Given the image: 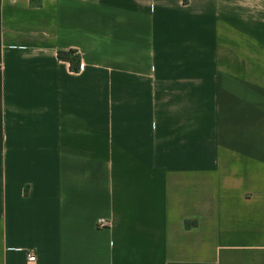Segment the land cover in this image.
I'll return each instance as SVG.
<instances>
[{
    "label": "crops",
    "instance_id": "0c3cea01",
    "mask_svg": "<svg viewBox=\"0 0 264 264\" xmlns=\"http://www.w3.org/2000/svg\"><path fill=\"white\" fill-rule=\"evenodd\" d=\"M0 264H264V0H0Z\"/></svg>",
    "mask_w": 264,
    "mask_h": 264
},
{
    "label": "trees",
    "instance_id": "16d2710c",
    "mask_svg": "<svg viewBox=\"0 0 264 264\" xmlns=\"http://www.w3.org/2000/svg\"><path fill=\"white\" fill-rule=\"evenodd\" d=\"M58 58L70 63V67L73 71L78 72L81 65V58L76 50L58 52Z\"/></svg>",
    "mask_w": 264,
    "mask_h": 264
},
{
    "label": "built area",
    "instance_id": "2783aa9c",
    "mask_svg": "<svg viewBox=\"0 0 264 264\" xmlns=\"http://www.w3.org/2000/svg\"><path fill=\"white\" fill-rule=\"evenodd\" d=\"M82 66L80 65V68L79 70H81ZM97 226L101 229H105V228H108L111 226V222L108 220V219H99L98 223H97ZM37 259L36 255L35 254H29L28 255V261L29 262H35Z\"/></svg>",
    "mask_w": 264,
    "mask_h": 264
}]
</instances>
